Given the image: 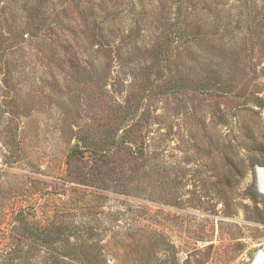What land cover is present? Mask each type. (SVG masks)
Masks as SVG:
<instances>
[{
	"label": "rangeland",
	"instance_id": "1",
	"mask_svg": "<svg viewBox=\"0 0 264 264\" xmlns=\"http://www.w3.org/2000/svg\"><path fill=\"white\" fill-rule=\"evenodd\" d=\"M118 128L146 157L100 154L95 197L67 153ZM257 165L264 0H0V222L49 184L99 264H252Z\"/></svg>",
	"mask_w": 264,
	"mask_h": 264
},
{
	"label": "trees",
	"instance_id": "2",
	"mask_svg": "<svg viewBox=\"0 0 264 264\" xmlns=\"http://www.w3.org/2000/svg\"><path fill=\"white\" fill-rule=\"evenodd\" d=\"M119 130L120 128L114 129L101 136L97 143L90 141L83 149L73 147L67 153L69 165L71 158L75 156L78 157L77 161L82 162V171L77 174H81L82 179L77 176L79 178L74 182L93 185L95 189L92 195L95 197L99 193L98 187L107 182L101 170L103 163L100 161V154L106 156L112 150L123 149L130 152L128 155L133 157L134 162H141L146 157L145 149L138 146L136 140L128 139L125 135L120 137ZM66 177L65 181H73L69 176ZM56 188L49 184L33 185L26 189L21 198H15L8 205V218L0 222L1 264H30L37 257H41L45 264L102 262L98 248L89 243L95 234V228L91 225H77L69 219L65 206L61 204L65 201L55 193Z\"/></svg>",
	"mask_w": 264,
	"mask_h": 264
},
{
	"label": "bare ground",
	"instance_id": "3",
	"mask_svg": "<svg viewBox=\"0 0 264 264\" xmlns=\"http://www.w3.org/2000/svg\"><path fill=\"white\" fill-rule=\"evenodd\" d=\"M257 188L261 194L264 195V166H259L255 168ZM252 264H264V243L259 251L256 253Z\"/></svg>",
	"mask_w": 264,
	"mask_h": 264
},
{
	"label": "water",
	"instance_id": "4",
	"mask_svg": "<svg viewBox=\"0 0 264 264\" xmlns=\"http://www.w3.org/2000/svg\"><path fill=\"white\" fill-rule=\"evenodd\" d=\"M257 166H255V168H256ZM258 189V188H257ZM259 191V190H258ZM260 192V191H259Z\"/></svg>",
	"mask_w": 264,
	"mask_h": 264
}]
</instances>
